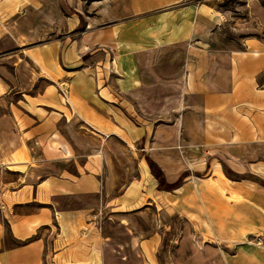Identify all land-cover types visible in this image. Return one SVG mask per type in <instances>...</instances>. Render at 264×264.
Segmentation results:
<instances>
[{
	"label": "rangeland",
	"instance_id": "obj_1",
	"mask_svg": "<svg viewBox=\"0 0 264 264\" xmlns=\"http://www.w3.org/2000/svg\"><path fill=\"white\" fill-rule=\"evenodd\" d=\"M92 5L77 0L75 27L64 16L60 25H0V205L30 198L26 210L45 206L32 197L44 181L26 132L42 123L52 140L49 131L68 123L78 143L70 177L95 193L72 198L89 205L77 218L62 213L51 233L42 229L51 234L46 264H264V136L243 145L244 133L232 130L248 111L219 122L202 99L219 89L224 63H244L250 102L264 110V66L256 68L264 0H179L125 13L110 0L102 13ZM49 91L61 105L39 104ZM197 121L214 130L190 131ZM151 160L173 188L159 187ZM81 166L95 176L85 190L74 177ZM241 179L263 187L239 191ZM22 188L29 197L16 194Z\"/></svg>",
	"mask_w": 264,
	"mask_h": 264
},
{
	"label": "crops",
	"instance_id": "obj_2",
	"mask_svg": "<svg viewBox=\"0 0 264 264\" xmlns=\"http://www.w3.org/2000/svg\"><path fill=\"white\" fill-rule=\"evenodd\" d=\"M86 4H87V0ZM107 0H88V6L90 3V9L93 8L92 3H97L94 8L99 9V12L107 10L104 8V4ZM179 0H110L115 9H122L125 12H133L140 10L156 9L161 6H170ZM77 0H0V25L5 28L6 23L4 20H10V24H13L18 30L24 27L36 28L43 22L54 24L62 23L61 16L66 17V20L72 19L73 27L79 23L80 11L76 9ZM75 9L79 12L76 13ZM115 9H112L116 12ZM104 10V11H105ZM72 11V14H69ZM109 11V10H108ZM102 17L106 16L101 15ZM119 18V16H116ZM44 23L42 25H45ZM3 34V33H1ZM4 35V34H3ZM264 66L263 63L257 64L256 68ZM222 67L226 68L220 72V85L219 89L212 88L209 91L202 92V99L208 101L207 107L210 108L208 115L212 117L221 118L219 122L225 121L231 122L233 118L231 115L236 112L248 111V116L240 119L243 126H235L232 132L244 133L241 135L244 139L243 145L254 142V137L264 136V110L258 109L257 105H252L251 100L256 98V93L252 92V84L242 81V78L248 77V73L243 71L245 68L244 63H224ZM251 73V72H250ZM180 93V92H179ZM57 94V93H56ZM55 92L49 91L46 95L42 96L43 101H39V104L49 106L52 102L54 104L60 103L58 96ZM258 99L263 98L264 93H259ZM181 96V95H180ZM244 101L241 105L236 106V101ZM215 102V103H214ZM33 105V104H32ZM61 105V103H60ZM37 109H41L38 107ZM40 111H35V114H40ZM60 115L66 116L67 112L62 111ZM227 115V116H226ZM39 116V115H38ZM42 117V114L40 115ZM235 117V116H234ZM41 119V118H40ZM237 119V118H236ZM119 127L122 129L125 125L120 122ZM211 124V123H210ZM207 125L205 130L213 131L214 128L211 125ZM232 126V124H231ZM120 129V128H118ZM120 129V131H123ZM243 129V130H242ZM200 121L190 126V131L203 132ZM204 130V131H205ZM242 130V131H241ZM77 131V130H76ZM45 126L41 123L32 127L26 133H31L35 137V140L28 142L27 147L30 149V156L35 161L37 167L34 169L36 174V180H43L44 182L34 183L35 189L33 191V200L37 202L45 203V206L35 207L31 210H26L22 204H27L31 201L30 198L26 200H16L11 204L0 205V264H46V254L48 249V241L51 234L43 233L42 229H47L52 232V226H55L56 220L61 224V216L64 213L65 217L71 218V214L74 213L77 218V213H83L88 210V204L72 203V198L77 196L85 199L91 197L95 193H82L77 187V181H74L73 171L71 170V163L77 160L70 156L71 150L75 151L78 143L74 139V130L69 124L55 127L49 134L58 136L57 138L45 139L46 135ZM124 132V131H123ZM138 133V131H135ZM241 143V142H236ZM62 148L66 149L68 154L62 153ZM36 149H40L37 150ZM42 149V150H41ZM236 157V156H233ZM33 163V162H32ZM79 176L76 177L80 180L79 187H83L86 182L90 183L93 187V181L95 176L89 170H86V166H81ZM18 169V168H17ZM88 171V172H87ZM217 171L222 179H227L222 171L220 163L217 164ZM26 177V174L24 175ZM173 175L170 174V177ZM248 184H254L256 189H261L263 186L252 179H241L237 181V190L249 192L246 189ZM69 190L68 193L64 190ZM85 190V188H81ZM20 189L16 194L25 196L29 193ZM22 191V192H21ZM252 193V191L250 192ZM44 196L43 201H40V196ZM69 195L71 198H69ZM29 197V196H28ZM63 197V198H62ZM52 202L51 206H46L47 202ZM38 205V203H37ZM21 212L15 211L16 208L21 207ZM14 207V209H13ZM6 212H12V216H7ZM73 220V219H72ZM75 221V220H74ZM47 234V235H46Z\"/></svg>",
	"mask_w": 264,
	"mask_h": 264
},
{
	"label": "trees",
	"instance_id": "obj_3",
	"mask_svg": "<svg viewBox=\"0 0 264 264\" xmlns=\"http://www.w3.org/2000/svg\"><path fill=\"white\" fill-rule=\"evenodd\" d=\"M150 167H151L152 172L155 175V177L159 180V187L166 188V189H168L169 187L170 188H173V185L172 184H168L167 183V181H166V179H165V177L163 175V172L159 169L158 166H156V162H154L153 160H151L150 161Z\"/></svg>",
	"mask_w": 264,
	"mask_h": 264
}]
</instances>
